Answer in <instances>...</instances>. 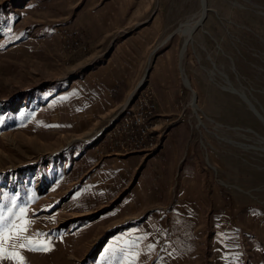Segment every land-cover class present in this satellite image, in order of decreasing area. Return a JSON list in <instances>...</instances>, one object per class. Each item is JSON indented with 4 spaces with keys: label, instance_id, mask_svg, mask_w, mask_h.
Returning <instances> with one entry per match:
<instances>
[{
    "label": "rangeland",
    "instance_id": "obj_1",
    "mask_svg": "<svg viewBox=\"0 0 264 264\" xmlns=\"http://www.w3.org/2000/svg\"><path fill=\"white\" fill-rule=\"evenodd\" d=\"M129 2L144 8L136 29L158 25L166 86L149 83V64L93 129L75 108L92 67L77 64L94 40L84 0H0V227L21 207L27 220L6 248L23 264H264V0ZM57 27L88 52L65 51ZM142 81L156 138L126 153L106 132ZM29 240L48 250L20 248Z\"/></svg>",
    "mask_w": 264,
    "mask_h": 264
},
{
    "label": "crops",
    "instance_id": "obj_2",
    "mask_svg": "<svg viewBox=\"0 0 264 264\" xmlns=\"http://www.w3.org/2000/svg\"><path fill=\"white\" fill-rule=\"evenodd\" d=\"M75 1L65 0L68 6ZM99 1L84 0L81 14L84 23L81 28H87L89 37L93 35L94 40L87 41L91 51L77 64L92 67L88 68L84 77L86 96L75 100L78 113H92L90 122L93 129H103L125 105L149 64V83L157 81L162 88L165 87L169 61L167 48L159 55L155 54L160 47L158 25L151 23L136 29L137 23H130L143 14L144 8L135 7L131 2L129 5L132 7H123L122 2L126 0ZM120 16L126 17L127 23L119 27L116 24ZM168 108L169 104L166 107L165 103L162 111H170Z\"/></svg>",
    "mask_w": 264,
    "mask_h": 264
},
{
    "label": "built area",
    "instance_id": "obj_3",
    "mask_svg": "<svg viewBox=\"0 0 264 264\" xmlns=\"http://www.w3.org/2000/svg\"><path fill=\"white\" fill-rule=\"evenodd\" d=\"M54 31L68 53L76 55L88 52L86 43L76 31L66 27H57ZM151 93L144 81L138 84L131 98V108L106 132L114 144L112 146L126 153L153 148L157 123L152 120L155 105Z\"/></svg>",
    "mask_w": 264,
    "mask_h": 264
},
{
    "label": "snow or ice",
    "instance_id": "obj_4",
    "mask_svg": "<svg viewBox=\"0 0 264 264\" xmlns=\"http://www.w3.org/2000/svg\"><path fill=\"white\" fill-rule=\"evenodd\" d=\"M11 212V209H9ZM20 222L19 223H10L3 227H0V261L2 260H10L14 261L15 264H23V257L20 255L18 251L8 250L5 246L7 240L11 238L12 235L17 234L19 232L26 230L27 220L26 211L23 207H21L19 212ZM4 220V214L0 212V221ZM39 235V233L37 234ZM20 248L27 249L29 251L35 250H48V245L46 242H33L29 240L27 244H21Z\"/></svg>",
    "mask_w": 264,
    "mask_h": 264
}]
</instances>
